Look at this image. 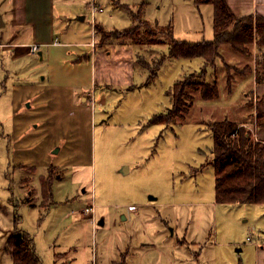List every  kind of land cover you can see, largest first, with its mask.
I'll list each match as a JSON object with an SVG mask.
<instances>
[{
  "label": "rangeland",
  "instance_id": "rangeland-1",
  "mask_svg": "<svg viewBox=\"0 0 264 264\" xmlns=\"http://www.w3.org/2000/svg\"><path fill=\"white\" fill-rule=\"evenodd\" d=\"M129 1L133 7L96 14L109 22H95L93 34L97 46L140 49L137 65L146 77L135 84L141 88L114 85L106 70L101 77L81 69L74 83L57 75L52 89L42 86L46 76L44 96L23 100L36 85L31 91L26 78L9 85L0 75V264H12L4 251L13 217L44 264H264V205L216 203L214 192L208 124L228 118L250 125L245 103L251 76L234 74L228 92L224 69L245 63L228 52L213 67L199 58L168 57L161 44L168 23L176 41H213L211 5L138 0L147 3L138 8ZM85 15L90 22L89 11ZM127 27L143 45L116 39ZM29 61L34 70L47 64L46 58L44 64L36 57ZM190 75L216 82L219 98L205 101L191 93L183 119L152 122L171 106L167 92L173 84ZM43 88L50 89V99ZM40 177L53 182V197L41 196ZM90 205L92 218L82 214Z\"/></svg>",
  "mask_w": 264,
  "mask_h": 264
},
{
  "label": "trees",
  "instance_id": "trees-1",
  "mask_svg": "<svg viewBox=\"0 0 264 264\" xmlns=\"http://www.w3.org/2000/svg\"><path fill=\"white\" fill-rule=\"evenodd\" d=\"M193 2L196 7L212 6L213 41L198 43L176 41L172 24L168 23L167 39L161 42L168 48V57L199 58L204 61L205 67L208 64L213 67L215 61L223 60V54L228 52L235 59L245 63L240 69L234 65H224L228 92H231V85L236 78L234 74L240 78L253 76L256 85L264 84V18L260 15L237 17L230 10L226 0H193ZM121 6L126 7V5ZM96 31L103 39H107L100 26ZM137 33L136 30L127 27L115 37L126 39L125 41H130V44L143 45L138 40ZM136 40L137 42L133 43ZM223 47L226 50L223 51ZM142 67L149 70L145 65ZM155 71L149 77L147 84L155 76ZM192 75L173 84L167 92L171 97V106L164 114L153 116L152 122L169 124L183 119L191 107L190 102L193 99L191 93H198L199 98L205 101L219 98L220 91L216 82H207L200 77L201 80L194 81ZM246 97L245 106L250 110L247 120L250 121L252 129L246 125L248 123L246 120H243L246 121L243 123L224 118L208 124L213 138L211 153L216 203L264 205V140L257 137V132H264V96L255 98L250 89ZM51 167L53 166L49 168ZM39 181L41 196L51 197L52 182L47 183L43 178ZM13 219V230L6 241L5 250L10 255L12 264H44L36 253L31 236L16 228L17 218L13 217Z\"/></svg>",
  "mask_w": 264,
  "mask_h": 264
},
{
  "label": "crops",
  "instance_id": "crops-1",
  "mask_svg": "<svg viewBox=\"0 0 264 264\" xmlns=\"http://www.w3.org/2000/svg\"><path fill=\"white\" fill-rule=\"evenodd\" d=\"M91 1L80 5L77 0H0V60L3 59L0 61V75L2 80L9 85L16 86L17 82L20 83L23 78L31 80L28 85L31 91L36 85V91H28L23 100L30 98L35 100L44 96L41 94L40 86L44 84L46 76L48 85L42 86H49L52 89L57 87L54 80L57 75L68 79V82L72 80L74 83L76 80L74 78L81 69H84V74L93 70L100 71L101 77L106 70L107 78H110L114 85L122 84L127 87L141 88L142 85L135 84L136 82L142 83L146 77L144 70L137 65L140 49L134 51L132 46L120 47L118 44L117 46L95 45L93 34L95 22L106 26L105 22L109 20L102 16H98L101 19H97L95 14L93 20L89 16L90 22L85 21L84 12L89 11ZM226 1L232 13L237 17L260 15L264 18V0ZM94 2L98 7L104 5L101 13H104L107 7L111 10L115 9L116 5L133 7L129 5V0H97L98 3L94 0ZM131 2H134L138 8L147 6L144 1L131 0ZM145 12L146 10L143 14ZM80 15L83 16L79 17ZM33 45L38 46L36 54L30 51ZM54 47L60 49L54 50ZM57 51H60V54L56 56ZM32 57H36L37 62L41 64H44L46 58L47 64H44L43 68L37 67L34 70L31 62H28ZM112 72L114 78L110 76ZM119 75H123V79H117L116 76ZM249 83L251 84L248 88L253 90L255 96H264V84L256 85L253 76L250 77ZM46 89L43 88V91L46 92ZM50 89H47V99H50ZM54 94L52 92V98ZM82 100L86 98L82 97ZM238 122L246 123L243 119ZM247 126L253 128L251 124ZM257 137L264 140V132H257ZM150 199L154 200V198ZM129 211L134 210L129 209ZM100 221L102 226L104 221L100 219L98 222ZM247 240L250 241V238ZM259 249L264 250V247ZM236 251L239 252L240 249Z\"/></svg>",
  "mask_w": 264,
  "mask_h": 264
},
{
  "label": "built area",
  "instance_id": "built-area-1",
  "mask_svg": "<svg viewBox=\"0 0 264 264\" xmlns=\"http://www.w3.org/2000/svg\"><path fill=\"white\" fill-rule=\"evenodd\" d=\"M101 12H102V9L97 6V4L94 2V0H92L90 7H89V13H90L91 20L94 19L95 14H98ZM30 51L32 54H36L38 51V46H35V45L31 46ZM129 209L132 210L133 207H129ZM92 211H93L92 206L90 205L82 211V214L89 216L88 218H92Z\"/></svg>",
  "mask_w": 264,
  "mask_h": 264
},
{
  "label": "water",
  "instance_id": "water-1",
  "mask_svg": "<svg viewBox=\"0 0 264 264\" xmlns=\"http://www.w3.org/2000/svg\"><path fill=\"white\" fill-rule=\"evenodd\" d=\"M98 224H99V225H101V224H102V222L100 221V222H98Z\"/></svg>",
  "mask_w": 264,
  "mask_h": 264
}]
</instances>
